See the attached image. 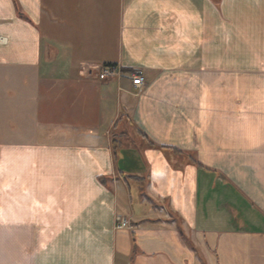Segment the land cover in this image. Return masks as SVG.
<instances>
[{
  "label": "crops",
  "instance_id": "0c3cea01",
  "mask_svg": "<svg viewBox=\"0 0 264 264\" xmlns=\"http://www.w3.org/2000/svg\"><path fill=\"white\" fill-rule=\"evenodd\" d=\"M0 264H264V0H0Z\"/></svg>",
  "mask_w": 264,
  "mask_h": 264
},
{
  "label": "built area",
  "instance_id": "2783aa9c",
  "mask_svg": "<svg viewBox=\"0 0 264 264\" xmlns=\"http://www.w3.org/2000/svg\"><path fill=\"white\" fill-rule=\"evenodd\" d=\"M121 74V70L116 64L102 65L97 71L96 76L99 79L110 78ZM131 84L134 88L139 89L145 84L144 76L140 72H132L129 75ZM128 222L122 216H117L116 227L127 226Z\"/></svg>",
  "mask_w": 264,
  "mask_h": 264
},
{
  "label": "trees",
  "instance_id": "16d2710c",
  "mask_svg": "<svg viewBox=\"0 0 264 264\" xmlns=\"http://www.w3.org/2000/svg\"><path fill=\"white\" fill-rule=\"evenodd\" d=\"M121 118H123V121H124L123 123L129 124L130 120L127 115H125L124 113L121 114L118 120H120ZM128 133L129 132L125 128H115V129L113 128L111 130L110 135H111V145H112L113 150L122 144V141L126 139V137L128 136Z\"/></svg>",
  "mask_w": 264,
  "mask_h": 264
}]
</instances>
